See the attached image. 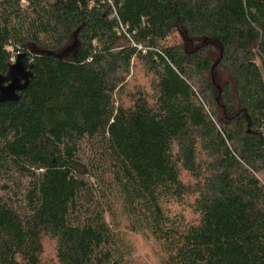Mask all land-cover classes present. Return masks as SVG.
I'll list each match as a JSON object with an SVG mask.
<instances>
[{"label":"trees","instance_id":"obj_1","mask_svg":"<svg viewBox=\"0 0 264 264\" xmlns=\"http://www.w3.org/2000/svg\"><path fill=\"white\" fill-rule=\"evenodd\" d=\"M19 53L0 264H264V0H0Z\"/></svg>","mask_w":264,"mask_h":264},{"label":"water","instance_id":"obj_2","mask_svg":"<svg viewBox=\"0 0 264 264\" xmlns=\"http://www.w3.org/2000/svg\"><path fill=\"white\" fill-rule=\"evenodd\" d=\"M75 46L76 40L69 51L74 49ZM31 78V62L28 60L27 54H17L6 75H0V104L17 102L19 93L27 88Z\"/></svg>","mask_w":264,"mask_h":264},{"label":"rangeland","instance_id":"obj_3","mask_svg":"<svg viewBox=\"0 0 264 264\" xmlns=\"http://www.w3.org/2000/svg\"><path fill=\"white\" fill-rule=\"evenodd\" d=\"M135 244L137 246L136 257H140L142 259L147 258L150 247L146 246L145 243L142 242L140 239H136Z\"/></svg>","mask_w":264,"mask_h":264}]
</instances>
